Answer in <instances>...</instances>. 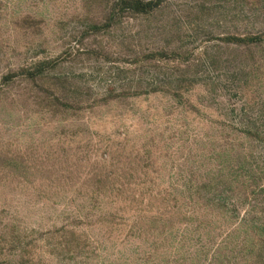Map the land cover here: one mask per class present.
Masks as SVG:
<instances>
[{"label": "rangeland", "instance_id": "obj_1", "mask_svg": "<svg viewBox=\"0 0 264 264\" xmlns=\"http://www.w3.org/2000/svg\"><path fill=\"white\" fill-rule=\"evenodd\" d=\"M0 0V264H264V0Z\"/></svg>", "mask_w": 264, "mask_h": 264}, {"label": "trees", "instance_id": "obj_2", "mask_svg": "<svg viewBox=\"0 0 264 264\" xmlns=\"http://www.w3.org/2000/svg\"><path fill=\"white\" fill-rule=\"evenodd\" d=\"M125 4L127 5V9L138 13H147L153 8L151 1L128 0Z\"/></svg>", "mask_w": 264, "mask_h": 264}]
</instances>
